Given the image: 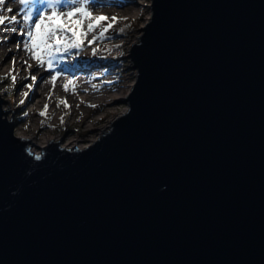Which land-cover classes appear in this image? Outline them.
I'll use <instances>...</instances> for the list:
<instances>
[{"label":"water","instance_id":"water-1","mask_svg":"<svg viewBox=\"0 0 264 264\" xmlns=\"http://www.w3.org/2000/svg\"><path fill=\"white\" fill-rule=\"evenodd\" d=\"M151 11L91 145L33 153L0 96V264H264V0Z\"/></svg>","mask_w":264,"mask_h":264},{"label":"rangeland","instance_id":"rangeland-1","mask_svg":"<svg viewBox=\"0 0 264 264\" xmlns=\"http://www.w3.org/2000/svg\"><path fill=\"white\" fill-rule=\"evenodd\" d=\"M135 1L141 4L138 11L139 15L135 17H125L121 13L122 9L117 10L119 13L116 15H104L108 19L102 21L101 24L105 27L109 24L112 25L106 34L111 37L110 39L98 41L90 47H84L82 51L71 50L76 53H71L72 57L67 59L73 61L70 64L73 72L71 71L72 73L69 75L65 73L66 71H62L65 68L64 56L66 53L63 54V60L58 65H54L53 71L46 70V65L45 68L38 67L36 61L35 63H30L32 64L30 71L32 73H39L31 90L24 88V85L31 81L25 79L29 73L25 71L26 66L23 62L21 63V59H26L29 57V54L22 49L17 50L15 47L17 39L14 38L18 37L19 41L24 38L16 34L5 33L9 38L7 41H3L6 42L3 47L0 46V96L9 103L3 106L5 110H8L9 107L7 116L9 120L12 119L14 112V122L16 123L15 135L22 139H32L36 143V146L32 147L33 153H41V148L55 139H57L55 142L61 141L62 147L65 148H68L67 144L73 140H77L76 145H71V147L84 148L89 146L103 134L104 130L108 129L118 116L129 110L128 103L125 100L136 82L137 73L136 70L130 69L132 68V64L128 59V55L132 46L139 42V37L142 35L141 31L137 30L145 27L152 17V0ZM7 6L6 4L5 7ZM11 6L13 12L9 15L19 12V5L13 3ZM113 17L116 18L115 21H113ZM68 20H60L57 24L71 28L75 31L77 38H83L82 33L86 31V25L82 29L76 17L69 18ZM69 35H71V32H69ZM91 36L90 34L87 39ZM10 40L11 42H9ZM85 41L86 39L84 43ZM98 47L100 49L107 47L108 51L106 53L98 51L94 58L84 65V67L88 66L94 70V76L91 75L87 79L88 76L86 74L80 76L74 75L75 72H81L80 70L82 69V64L77 61L82 56L81 53L83 51L91 52L93 48ZM13 50L16 54L15 68L18 70L16 73L13 72ZM38 69L40 70L38 71ZM55 72H60L61 76L59 78H65L66 80L63 81L57 78L54 92L58 88V84L62 86L58 89L56 95L53 94L49 99L48 94L52 90L53 85L48 78L55 75ZM13 74L16 75L14 85L11 81ZM45 78L47 80L41 83V80ZM79 78L89 81L88 86L84 85L83 81L81 82ZM69 80H72L74 85L70 84L68 91H65L63 90V85ZM84 88L86 92L82 93V89ZM22 89L29 92L27 97L23 96ZM39 89H42L44 94L43 97L37 100V91ZM117 89L122 91V95L119 98L113 99L110 94L113 90ZM76 96L79 98V101L75 100ZM64 99H66L67 105L70 107H66L64 103H60ZM20 100H24V103L20 104ZM46 104L48 105L47 112L44 116H41L40 113L45 110ZM61 117H63V123L61 122Z\"/></svg>","mask_w":264,"mask_h":264},{"label":"snow or ice","instance_id":"snow-or-ice-1","mask_svg":"<svg viewBox=\"0 0 264 264\" xmlns=\"http://www.w3.org/2000/svg\"><path fill=\"white\" fill-rule=\"evenodd\" d=\"M20 6L19 12L13 15H9L13 12L12 4ZM8 5L5 7V5ZM93 11H99L94 5L92 0H0V42L7 41L8 36L5 33L16 34L24 37L23 40L17 41L15 47L17 50H23L29 54V58L35 60L38 67L45 68L48 71L54 70V65H58L63 60V54L70 53V50H83L84 47H90L97 41H103L110 39L111 37L106 34L109 28L112 27L109 24L104 27L101 22L107 20L106 16L93 15ZM18 17H20L18 19ZM76 17L78 23L83 29L86 25V31H83V38H77L75 31L71 28H66L63 25L57 24L59 20H68L69 18ZM116 20L115 17L112 18ZM99 29V31H97ZM71 32V35H69ZM92 35V39L88 40V44H84V40L89 35ZM99 49L93 48V55H96ZM14 65L13 72L18 70L15 68L16 57L12 58ZM26 65L25 71L29 73L28 77L31 82L24 85V88L29 90L33 89L34 83L37 80L39 73H32L30 70L32 64L27 60L23 61ZM71 68H64L62 71H71ZM61 76L60 72H55V75L49 77L53 88L48 94V98L54 94L55 84L57 78ZM13 85L16 82V75L11 76ZM41 80V83H44ZM73 84L72 80H69L63 85V90L68 91L69 85ZM74 91V88H73ZM24 97L29 95L28 91H23ZM24 100H20V104H23ZM60 103L67 105L66 99L61 100ZM59 106V105H58ZM94 106V105H89ZM48 105H45V110L40 113L44 116L47 112ZM63 123V117H61ZM36 160H40V155L35 156Z\"/></svg>","mask_w":264,"mask_h":264},{"label":"bare ground","instance_id":"bare-ground-1","mask_svg":"<svg viewBox=\"0 0 264 264\" xmlns=\"http://www.w3.org/2000/svg\"><path fill=\"white\" fill-rule=\"evenodd\" d=\"M92 2H93V5L97 8V9H99V11H93V15L95 16V15H99V16H104V15H116L117 13H119V11H117V10H120V9H122V11H121V13H122V15H124L125 17H135L136 15H139L138 14V11H139V6L141 5L140 4V2H138V1H135V0H125V1H118V0H92ZM112 7V8H111ZM15 12H17V11H15ZM60 21V20H59ZM59 21H57V22H59ZM69 21V20H68ZM86 27L87 26H85V30H86ZM105 27V26H104ZM24 38V37H23ZM14 39H17L16 41H19L18 39V37L17 38H14ZM92 39V36L89 38V39H86V41H85V45H87L88 44V40H91ZM9 42H11V40L9 41ZM98 42V41H97ZM96 42V43H97ZM6 42H1L0 43V46H2L3 47V45L5 44ZM96 43H93V44H96ZM86 47H88V46H86ZM97 49H99V52H103V53H106L107 51H108V48L106 47V48H102V49H100L99 47L97 48ZM13 55L15 56L16 54H15V52H14V50H13ZM71 53H76L75 51H71L70 50V53H66L65 54V56H64V58H65V62H64V67L65 68H71L70 67V64L73 62V61H71V60H67V59H69V58H71L72 56H71ZM81 57L80 58H78L77 59V61L80 63V64H82L81 66H82V69L80 70L81 72H75V74L74 75H76V76H80V75H83V74H86L88 77H87V79H89V77L91 76V75H93L94 74V70L93 69H91V68H89L88 66H86V67H84V65L87 63V62H89L90 60H92V58H94V56L95 55H93V52L91 51V52H85V51H83L82 53H81ZM21 56V55H20ZM19 56V57H20ZM24 60H27L28 61V63H35V60H32V59H30L29 57H27L26 59H21V63L24 61ZM26 66V65H25ZM83 68H84V70H83ZM40 69H38V71H39ZM72 72H73V70H71ZM69 72V71H66L65 73L66 74H70V73H72V72ZM72 75V74H71ZM94 76V75H93ZM92 76V77H93ZM58 79H61V80H63V81H65L66 79L65 78H58ZM47 80V78H45L44 79V81H46ZM79 80L82 82V83H84V85H87L88 86V84H89V81H84V79L83 78H79ZM62 85L61 84H58V88L56 89V91L54 92V94L56 95V93L58 92V89H60V87H61ZM90 88V87H89ZM93 88V87H92ZM86 91H85V88L84 89H82V93H85ZM43 94H44V91H42V89H39L38 91H37V100L39 99V98H41V97H43ZM122 95V91L121 90H113L112 92H111V94H110V96L113 98V99H116V98H119V96H121ZM75 100H77V101H79V98L76 96L75 97ZM38 102H40V101H38ZM30 140H32V139H30ZM52 141H57V139H55V140H52ZM76 141L77 140H73L72 142H70L69 144H67V147L68 148H71V149H73V148H75V146H72L71 147V145H76ZM32 143L34 144L32 147L34 148V146H36V143L32 140ZM35 153V152H34Z\"/></svg>","mask_w":264,"mask_h":264},{"label":"built area","instance_id":"built-area-1","mask_svg":"<svg viewBox=\"0 0 264 264\" xmlns=\"http://www.w3.org/2000/svg\"><path fill=\"white\" fill-rule=\"evenodd\" d=\"M96 140H97V139H96ZM96 140H95V141H96ZM92 143H93V142H92ZM92 143H91V144H92ZM91 144H90V145H91ZM86 147H87V146H86ZM84 148H85V147H84ZM81 149H83V148H81Z\"/></svg>","mask_w":264,"mask_h":264}]
</instances>
